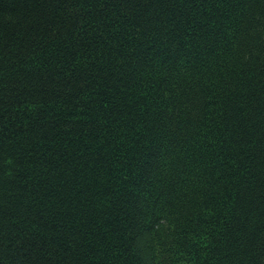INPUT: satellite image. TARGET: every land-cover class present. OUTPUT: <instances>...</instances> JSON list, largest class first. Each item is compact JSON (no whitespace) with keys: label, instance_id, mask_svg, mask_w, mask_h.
<instances>
[{"label":"trees","instance_id":"obj_1","mask_svg":"<svg viewBox=\"0 0 264 264\" xmlns=\"http://www.w3.org/2000/svg\"><path fill=\"white\" fill-rule=\"evenodd\" d=\"M0 264H264V0H0Z\"/></svg>","mask_w":264,"mask_h":264}]
</instances>
